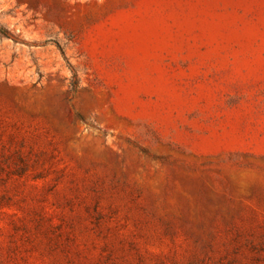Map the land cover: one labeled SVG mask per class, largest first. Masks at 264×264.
Wrapping results in <instances>:
<instances>
[{
  "label": "rangeland",
  "instance_id": "374dc122",
  "mask_svg": "<svg viewBox=\"0 0 264 264\" xmlns=\"http://www.w3.org/2000/svg\"><path fill=\"white\" fill-rule=\"evenodd\" d=\"M0 264H264V0H0Z\"/></svg>",
  "mask_w": 264,
  "mask_h": 264
}]
</instances>
